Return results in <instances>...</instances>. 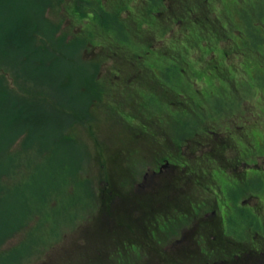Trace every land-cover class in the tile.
I'll return each mask as SVG.
<instances>
[{"label": "rangeland", "instance_id": "374dc122", "mask_svg": "<svg viewBox=\"0 0 264 264\" xmlns=\"http://www.w3.org/2000/svg\"><path fill=\"white\" fill-rule=\"evenodd\" d=\"M43 1L46 3L45 0H33L31 2L38 4V2ZM85 1L88 2L89 0ZM143 1L145 2V0ZM143 1L93 0L94 3L98 2L103 8L106 6L107 12H110V6L120 11V20L115 17L117 28L111 31L106 28L105 30L109 32L106 31V34L103 30L100 32L97 25H94L97 21L95 18H91V11L86 12L84 22L80 24L81 34L79 37L81 39L78 40L81 41L74 43L77 47L84 45L82 47L84 51L81 52L83 66L81 65L79 69H71V81L67 83L69 89L63 99L58 96L55 97L52 88L45 90L46 93L48 92L49 98L56 100V105L64 112V115L60 116L53 124L50 123L49 127L53 126L60 130L63 125L61 130L63 132L60 134L54 130L41 132L33 140L37 142V146H24L25 150H29V153L34 149L41 152L42 156L38 164L40 168L35 171L27 167V170L20 171L19 192L15 193L19 200L21 199L19 213L23 212L22 201L29 199V202L33 203L34 199L40 201L46 195H52L49 204L51 208L54 207L52 215L48 218L47 223H37V228H34L33 222L27 223L33 227H30L22 235L19 233V249L8 255V260L3 261L2 264H20L14 262L17 258L16 255L21 257L27 253H29L27 259H23L22 264H126L127 261L125 262L119 257L106 258L105 255H100L99 252L101 242L110 237L107 233H99L105 232L102 225H106L105 218L98 214L103 186L109 179H115L116 182H121L123 185L138 180L147 168H153L156 164L153 161V156L150 157L147 151L152 150L153 145L160 147L166 140L169 144L176 145L175 142H170L172 138H175V135L178 136L177 139L195 137L197 141L204 144L207 142L204 132L212 130V127L218 132L221 129L224 131L227 127H235L236 123H245L252 116H255L254 120H257L260 124L254 128V138L258 141L260 150L264 154V118L260 120L256 117L257 112L260 116L264 115V112L261 113L259 110L264 107V65L256 73L249 69L248 74H244L245 78L236 76L237 79L244 82L237 84L234 82L235 85L233 84L229 90H225L224 87H220L218 82L207 75L210 70V62L213 59L215 62L216 58L209 53L203 54L197 47L194 48L188 45L189 55L196 61L194 66L198 67L201 72L199 76H206L210 79L212 103L210 100L205 102L203 97L199 98L202 104L195 107L196 109L191 106V111L188 112L179 109L180 116L174 123L166 113V108L170 106L169 97L171 95L161 89H157V92L161 91L156 96L152 93L150 95L154 84L147 77H144L147 73L135 69L136 64L131 53L132 48L140 46L141 51L139 53H141L144 50V45L152 40L151 37L145 35L148 28L141 29L139 24L145 23L146 20L151 21L150 13H146L148 5L147 3L144 5ZM244 2L245 4H242L241 7V3H239L240 8L235 9L234 13L229 14L228 19H226L229 28L233 29L239 24L234 20L237 17L236 11H240V18L244 19L241 27H238L237 30L241 35L239 36L240 39L243 38L247 41L246 33L251 29L252 35L257 36L259 40L262 39L264 54V31H262L264 1L262 4H257V6L256 4L246 5L247 2ZM88 4L97 8L96 4L91 2ZM63 9L67 10L68 16L73 17L70 2L65 4ZM204 11L200 14L202 17H209L210 19L216 17L214 13L209 14ZM173 12L178 18L173 15L172 20L160 22V24H163L162 29L161 26H155L152 31L161 29L158 33H164L166 38L169 39L173 37V34L180 31L177 29L178 24L183 32H187L190 29L188 23H180V20L183 19V11L175 9ZM222 15L225 19L226 15L223 11ZM256 27L261 28L262 32L259 30L257 33ZM121 32L123 35H128V38L124 39L125 41H121L119 37ZM151 35L154 36L152 33ZM154 46L153 50H163L160 48L161 43H156ZM79 58L78 54H73L71 60L78 61ZM47 59L53 60L55 58L53 55H48ZM108 71H121V74L126 76L131 75V72H136L135 76L142 77V80L139 79L141 80L139 84H144L147 90L130 84H126L125 88L117 86L112 83L115 79L113 75H108ZM126 72H130V74ZM84 73L91 74L92 88L97 93L94 100L96 104L95 106L91 104L87 108L88 112L84 119L83 117H73L71 119L72 114L79 115L84 112L86 109L84 102L87 99L90 100L93 96V92L89 90L91 85L87 83L86 78H82ZM41 79L42 73H38L37 80L40 81ZM257 79L261 82H257ZM246 82L249 83L246 84ZM225 88H228V86ZM41 90L43 89H39V91ZM139 92H144L145 95ZM214 95H216V98H214ZM206 98H208V94ZM155 99L156 101H154ZM170 99L172 100V98ZM65 108L68 114L65 113ZM157 114H161L160 120L166 119L168 123L160 120L154 121ZM149 119L152 120V123H146ZM68 120L70 124L64 130ZM132 120H135L134 127L130 126L133 124ZM193 127H198L200 135L195 134L196 128L193 129ZM64 131L66 137H69L68 140H65ZM56 134L59 135L58 138ZM165 136L167 139L164 138ZM185 145L193 144L183 140L179 150ZM197 147L200 148V144ZM204 149L206 148H202V150ZM202 150L195 149L192 150V155L187 154L190 158L193 156V160L197 161L194 167L190 162V169L207 167L209 155L202 153ZM156 151L158 149L154 148L153 153ZM165 153L156 152L155 156L158 158ZM229 155L235 157L234 153ZM258 162L261 167H256L258 165L250 162L247 163L248 167L245 172L254 171L256 174L264 176V159L259 158ZM223 166L224 168L230 167L228 163H224ZM214 167L211 164V168ZM216 168L220 169L219 167ZM190 169L187 170L190 171ZM33 174H35V177ZM32 176L34 180L30 182ZM28 181L29 183L25 184ZM238 184L240 185V182L237 178L232 177L230 179L228 191L222 190L218 205L222 210V215L226 217V223L231 233L235 232L238 238L243 240H246L248 236L247 242L250 243L251 237L255 239L254 241L257 239L252 234L254 232L263 234L264 227H252L251 222L249 223L246 219H243L234 210L231 190L233 193L241 194L240 191L244 188L246 196H249L251 192L259 195L261 201L256 198H247V204L251 206L257 204L258 210L264 216V184L262 179L254 181L250 185L247 184V186L244 184L242 185L243 188L237 187ZM11 198L14 199L13 194ZM249 209L252 210L253 207ZM183 217L182 213L178 212L179 224L183 223ZM49 219L52 221L51 223ZM253 224L256 226L257 221L255 220ZM242 233L244 235L241 237L240 234ZM234 240H237L236 236ZM257 240L262 242L260 238ZM44 242L46 243L44 244ZM104 245L105 249L109 247L107 242H104ZM4 249L3 246L2 250L4 251ZM110 253L111 251H107L108 256ZM98 254L104 258V261L98 260H101Z\"/></svg>", "mask_w": 264, "mask_h": 264}, {"label": "flooded vegetation", "instance_id": "af4514ba", "mask_svg": "<svg viewBox=\"0 0 264 264\" xmlns=\"http://www.w3.org/2000/svg\"><path fill=\"white\" fill-rule=\"evenodd\" d=\"M244 1L247 2L246 5H255L259 0L142 2L144 5L147 3L150 10L151 21H145L148 27L145 35L152 40L144 45L141 53L140 46L132 48L135 69L147 73L144 77L154 84L150 95L152 93L156 96L161 90L171 95L166 113L174 123L180 116L179 109L191 111V106L195 108L202 104L199 98L203 97L205 102L210 100L212 103L210 79L199 76L201 72L194 66L196 61L189 55L188 45L216 58L215 62L214 59L210 62L207 75L225 90H229L234 82L236 84L244 82L236 76L244 77L249 69L256 73L264 65L262 39L259 40L252 33H246L247 41L240 39L238 27L228 29L225 24L227 20L222 15V11L226 17L233 14L235 9L238 10L245 4ZM175 9L183 11L180 23H188L190 29L183 32L177 24L180 31L167 39L164 33H158L163 27L160 22L172 20ZM202 11L214 13L216 17L213 19L202 17L200 15ZM236 14L237 17L233 20L239 22V26L244 19L240 18V11H236ZM155 26H161V29L152 31ZM219 28L224 33H219ZM255 30L259 31L261 28L256 27ZM156 43H161L160 48L163 50H153ZM109 74L114 76L115 81L112 83L117 86L125 88L126 84H130L147 90L144 84H139L142 77L135 76L136 72H131L129 76L122 75L121 71H108ZM226 86L228 88H225ZM157 89L161 90L157 92ZM139 93L145 95L144 92ZM259 110L261 113L264 112V107ZM256 117L262 120L264 115L260 116L257 112ZM154 118V121L160 120L161 114ZM254 118L255 116H252L247 122L236 123L235 127H227L224 131L221 129L218 132L212 127V130L204 132L207 139L204 144L195 137L177 139L178 136L175 135L170 142H175L176 145H171L166 140L160 147L153 145V149L147 151L150 157L153 156L156 164L153 168L144 169L146 172L143 171L138 180L124 185L115 179L107 180L100 195L98 214L106 220V225H102L105 232L99 233H107L110 237L101 242L100 255H105L106 258L119 257L127 261L126 264H264V233L252 234L254 238L262 239V242H258L257 239L254 241L255 239L251 237L248 243V236L246 240L238 238L235 232L232 234L229 230L226 217L222 215L218 205L222 190L228 191L232 177L240 182L237 187L243 188L242 185L247 186L260 179L264 184L262 174H256L254 171L245 172L247 163L261 167L258 159H264L260 145L254 138V128L260 124ZM160 121L168 123L166 119ZM131 122L133 124L130 126L134 127L135 120ZM146 123H152V120L149 119ZM197 128L195 134L200 135ZM164 138L167 139L166 136ZM183 140L193 145H185L179 150ZM198 144L200 148L197 147ZM190 146L193 151L206 148L201 151L209 155L206 168L190 169V162L193 167L197 164L193 156L190 158L187 155L193 154ZM154 148L158 149L156 152L166 153L157 158L156 152L153 153ZM233 153L235 157L228 156ZM224 163H228L230 167L224 168ZM211 164L215 167L211 168ZM240 192L241 194H236L231 190L234 210L243 219L251 222L252 227H264V216L258 210L257 204L254 206L247 204V198L261 201L260 196L252 192L246 196L244 188ZM248 207H253L254 210ZM178 212L184 216L182 224H179ZM255 220L256 226L253 224ZM243 235L244 233L240 234L241 237ZM233 236L234 238L236 236L237 240H234ZM104 242L109 245L106 249ZM107 251H111L109 256ZM100 255L98 254V257L101 260L98 257L97 259L104 261Z\"/></svg>", "mask_w": 264, "mask_h": 264}, {"label": "trees", "instance_id": "16d2710c", "mask_svg": "<svg viewBox=\"0 0 264 264\" xmlns=\"http://www.w3.org/2000/svg\"><path fill=\"white\" fill-rule=\"evenodd\" d=\"M31 1L33 0H0V264L19 249V233L22 235L33 226L37 228L39 222L47 223L54 208L49 206L52 197L49 194L40 201L34 199L33 203L29 199L22 201L23 212L19 213L21 199L15 194L19 192V172L28 168L37 171L40 168L38 164L41 152L34 149L29 153L24 146H37V142L33 140L41 132H63V125L60 130L49 127L64 112L56 105V100L49 98L45 90L52 88L55 97L63 99L69 89L67 83L71 81V69L81 68L84 45L77 47L74 43L81 41L78 40L81 39L80 24L84 22L87 11H91V18L96 19L94 25H97V29L100 32L103 30L105 34L106 28L110 31L117 28L115 17L120 20L118 9L109 5L110 9L107 8L110 12H107L106 6L103 8L93 0H45L46 3L43 1L38 4ZM263 1L256 2V6ZM68 2L71 3L73 17L68 16L67 10L63 9ZM90 2L96 4L98 9L88 4ZM147 12L150 13L149 7ZM139 24L141 29L148 28L146 23ZM225 24L230 29L228 22ZM237 27L241 25L233 29ZM262 28L264 31V25ZM218 32L224 33L220 28ZM247 33H251V29ZM119 37L121 41H125L128 35L121 32ZM73 54L79 55L78 61L71 60ZM48 55H53L55 59L48 60ZM52 69L54 71L50 72ZM38 73H42L40 81L37 80ZM82 78H86L91 85L89 90L93 92V96L84 102V112L72 114L71 119H84L87 108L96 104L94 100L97 93L92 88L91 74L84 73ZM257 82L261 81L257 79ZM65 113L68 114L67 109ZM69 124L68 120L64 130ZM56 135L58 138L59 135ZM64 136L68 140L65 131ZM33 176L30 182L34 180ZM12 194L14 199L11 198ZM29 222H33V226L28 225ZM49 222L52 221L49 219ZM28 254L21 257L16 255L14 262L22 264L21 261L26 260Z\"/></svg>", "mask_w": 264, "mask_h": 264}]
</instances>
